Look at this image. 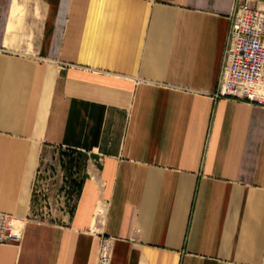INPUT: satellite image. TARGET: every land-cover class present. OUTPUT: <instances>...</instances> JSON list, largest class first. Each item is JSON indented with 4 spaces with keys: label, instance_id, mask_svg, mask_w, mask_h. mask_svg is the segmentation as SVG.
I'll return each instance as SVG.
<instances>
[{
    "label": "crops",
    "instance_id": "crops-1",
    "mask_svg": "<svg viewBox=\"0 0 264 264\" xmlns=\"http://www.w3.org/2000/svg\"><path fill=\"white\" fill-rule=\"evenodd\" d=\"M37 4L0 0V264H264V105L213 98L234 0Z\"/></svg>",
    "mask_w": 264,
    "mask_h": 264
},
{
    "label": "built area",
    "instance_id": "built-area-1",
    "mask_svg": "<svg viewBox=\"0 0 264 264\" xmlns=\"http://www.w3.org/2000/svg\"><path fill=\"white\" fill-rule=\"evenodd\" d=\"M261 0H234L224 48L223 65L213 98L264 105V9ZM26 217L0 212V243L21 239ZM110 237L102 238L96 264H110Z\"/></svg>",
    "mask_w": 264,
    "mask_h": 264
},
{
    "label": "rangeland",
    "instance_id": "rangeland-1",
    "mask_svg": "<svg viewBox=\"0 0 264 264\" xmlns=\"http://www.w3.org/2000/svg\"><path fill=\"white\" fill-rule=\"evenodd\" d=\"M25 8L27 9L28 15H31L35 18L39 17V7L37 0H24ZM40 215V214H39Z\"/></svg>",
    "mask_w": 264,
    "mask_h": 264
},
{
    "label": "bare ground",
    "instance_id": "bare-ground-1",
    "mask_svg": "<svg viewBox=\"0 0 264 264\" xmlns=\"http://www.w3.org/2000/svg\"><path fill=\"white\" fill-rule=\"evenodd\" d=\"M259 90H260L261 94L264 96V82H262V83L259 85Z\"/></svg>",
    "mask_w": 264,
    "mask_h": 264
}]
</instances>
